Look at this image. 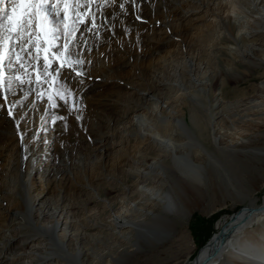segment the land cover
Returning <instances> with one entry per match:
<instances>
[{
    "label": "bare ground",
    "instance_id": "1",
    "mask_svg": "<svg viewBox=\"0 0 264 264\" xmlns=\"http://www.w3.org/2000/svg\"><path fill=\"white\" fill-rule=\"evenodd\" d=\"M241 3L254 6L251 27L233 24L230 11L243 9ZM87 7L96 27L86 17L66 54L83 61L74 65L83 75L60 69L50 56L52 76H45L43 52L38 59H26L25 68H5L6 85L0 88V264H100L106 257L109 264H127L137 254L161 264L188 246L177 225L222 189L246 206L218 221L195 257L179 264H264V197L260 203V189L252 185L264 170V84L262 97L248 103L250 114L229 106L223 110V100L207 109V102L202 106L190 92L171 98L185 89L183 82L208 86L203 75L209 67L201 56L205 50L224 49L206 44L208 40L222 38L238 46L233 50L241 61L254 68L262 65L258 53L264 48V0H93ZM256 37L263 43L249 40ZM175 45L174 54L163 56L165 46ZM29 51L35 53V48ZM52 51L59 54L60 48ZM174 59L185 62L182 66ZM17 69L23 84L9 79ZM150 80L151 86L143 88ZM61 83L76 92L80 109L119 107L106 121L114 135L104 133L96 140L99 169L90 163L89 177L80 174L79 184L72 164L85 158L89 165V158L59 148L61 141L48 125L56 116L42 90ZM94 111V121H103V111ZM235 118L252 129L228 140L221 124ZM117 147L109 163V151ZM73 185L90 204L101 203V211H109L108 229L127 247L97 251L103 241L88 237L85 226L99 227L101 213L94 211L96 222L77 228L75 208L63 196ZM116 201L121 208L115 209Z\"/></svg>",
    "mask_w": 264,
    "mask_h": 264
},
{
    "label": "rangeland",
    "instance_id": "2",
    "mask_svg": "<svg viewBox=\"0 0 264 264\" xmlns=\"http://www.w3.org/2000/svg\"><path fill=\"white\" fill-rule=\"evenodd\" d=\"M241 6L245 10V13L243 12L244 10L241 9V7L239 9H236L235 10L236 12L233 9H231L230 11V15L233 16V24H236L238 26H245L247 24L246 27H251L252 20L254 17V15H252L254 14L253 13L254 6L251 7L252 5L248 6L247 4L248 6L247 7L246 3L244 5L242 4ZM244 6H246V8H244ZM111 8L112 7H109L108 9ZM177 18L179 17L177 16ZM247 20L250 22H247ZM213 30L214 27L208 29V31H212V32ZM226 34L230 36L229 32L227 31ZM249 40H254L258 44L263 43V39L258 37ZM245 43L248 44L249 41H245ZM206 44L211 46L216 45V47L219 46L221 48H224L219 52L205 50L203 56H201L202 62H204L205 65H208L209 67V70L207 71L206 74H205L206 69L204 70V75H203L208 86H206L205 83L193 82L192 84H186L183 82L184 84L183 88L185 89H183V91H180V93L177 94L171 93L172 94L171 98L175 99L178 94H181V92L182 93L190 92L193 95L198 96L199 99L202 100V106H204V103L207 102L208 105L207 109L212 108L211 106L214 104V101L223 100V102L226 105L223 106L224 107L222 108L223 110L226 111V107L229 106V107H233L234 110L232 109V111H237V112L240 111L241 114L243 112L244 114H250L248 113V111L250 112L251 110V105H249L250 101L262 97L260 87L264 84V48H262V50L259 51L258 53V57L260 58L262 65H260L258 68H254L252 66L253 64L251 65L252 66L251 67L249 65L251 63L245 60L241 61V58L239 57V53L237 54L236 53L237 51H235L236 48H238V46L233 45L232 43H226L225 41L222 40V38H218V37L215 39V42L211 43L208 40ZM177 48L178 45L171 47L165 46L164 52L166 53L163 56L167 55L168 53L174 54ZM227 48H229V50H226ZM174 60H176L182 66L185 62L182 59L181 60L174 59ZM172 68L174 67L172 66ZM172 68H170L172 70V71L170 70V73L169 70L167 71L169 74L173 72ZM186 70H188V72L190 73L191 79H195V76H193L195 75V73L192 71L190 72L191 70L190 66H187ZM137 72H139V70ZM234 77H241V78L237 79L236 81L234 80ZM151 84L152 83L150 80L148 82V85L145 83L143 84L142 87L143 88H145L146 86L149 87L151 86ZM203 87L207 88V90L203 91ZM44 88L42 91L44 92V94L46 93L45 97L48 100V103L50 105L53 102L56 104V107L54 108L52 107V109L55 112V116L63 117L62 119H57L55 123L52 122L53 119L51 118L48 124L49 128H51L50 133H56L57 138L61 141V143H59L60 144L59 148L67 147L69 149V152H71L74 155L77 154L75 153L76 151H80L82 154L84 155L86 154L87 157L89 158V165L85 163L86 162L85 158L83 159V162L77 161L76 158L75 163L72 164L73 166L74 165L76 166L74 173L77 174L75 175V177L77 176L76 181L79 184L81 180L80 178H82L83 176L87 178L89 177L90 174L89 167L90 170L92 168L99 169L98 167L100 165V157H99V153L96 151L98 148V144L96 140L102 138L103 137L102 134L104 133L114 135V131L112 128H110L111 130L107 129L108 123H106V121L109 118L111 117L114 118V116H116L114 114H116V111L118 110L119 107L107 105V107L99 106L96 109V107L94 106L92 109H95V111H103V115H101V117L103 116V121H101L100 119H95L94 121L92 116L93 112H91L92 109H90V107H88L87 105L84 106L83 109H80V107L78 106V95L72 88L64 87L63 83H61L60 85L55 84L53 87L46 85ZM65 89H67V91L65 92V100L67 101V103H65V100H61L59 95H57L58 92H63L65 91ZM69 92L71 93L70 95L68 94ZM50 95L53 98L51 101L48 99ZM215 97H217V99H215ZM87 120L89 122H87ZM228 120L226 119L221 124L222 128L226 130L224 132V135H226V139L228 140L238 139L240 133L252 129V126H249L250 125L249 123H246L241 119L237 120V118H235L233 120L231 119L229 121ZM94 122L96 123V125L94 124ZM112 137L113 138L116 137V133L115 136ZM262 142L263 143L261 144V146L264 148V140ZM116 149H118V147L114 149H110L109 151L110 157L107 158V161L109 163L114 161L113 156L117 155ZM59 150L61 151V149ZM90 165L93 167L91 168ZM80 174L82 175V177ZM252 185L260 189L257 192V197H258V201L261 203L264 197V170H262L259 176L254 177L252 181ZM245 187H249V186H245ZM64 194L63 196L65 197V199L69 200L68 203L75 208L74 213H75V217L77 218V228L83 225H87V224L91 225V223L92 224L95 223L96 219L92 215L94 211L101 213L100 214L101 223L99 227L90 229V228H86L87 226H85V232L87 233L88 237H99L103 241L104 246L99 244L97 247L98 252L101 250L108 251V249L111 246L117 247V246L125 245L127 247L125 243L116 241L115 237H113L110 230L108 229L109 222L107 221V217L109 215V211L107 210L103 211V209L101 211L102 208V205H100L101 203L92 202L90 204V202L88 201L89 197H86L84 193L80 191V188H78L77 185L76 187L73 185L65 189ZM115 196H117V194H114V197L112 198L115 199L116 198ZM56 198L57 196L54 197V199ZM204 203L206 205L200 207L197 210H194L193 212L194 215L192 216V218H189L183 223H179L177 225L178 232L183 231L187 236L188 246L184 247V249L181 250V252L177 256L167 258L161 261V264H179L183 262L186 258L195 257L197 252L211 239V237L216 232L215 226L217 222L225 217L231 216L235 212H239L240 210H243V208L246 206V203L243 202L241 199H239L237 196H235L232 191H230V194H227L223 191V189L220 195L212 199L210 203L207 200ZM120 205L122 206L120 202L116 201L115 209L121 208ZM98 208L99 210H97ZM87 218L89 221L87 220ZM95 251L96 249L93 248V252ZM165 252L170 254L171 250L167 249L165 250ZM107 260H108L107 257L104 258L103 262H101L100 264H104V263L109 264ZM127 261H128L127 264H155L153 260L149 259L146 255L143 254H137L136 256L127 258L126 262Z\"/></svg>",
    "mask_w": 264,
    "mask_h": 264
},
{
    "label": "snow or ice",
    "instance_id": "3",
    "mask_svg": "<svg viewBox=\"0 0 264 264\" xmlns=\"http://www.w3.org/2000/svg\"><path fill=\"white\" fill-rule=\"evenodd\" d=\"M93 0H87L86 4L80 0H0V88L5 87V68H25L24 61L28 58L38 59L41 52L44 53V74L51 77L52 61L50 56L59 62L60 69L67 67L76 75H83L74 65H80L82 60L71 59L66 55L71 43L76 39L75 33L78 26L87 23L89 17L88 7ZM123 6V5H121ZM83 9V11H81ZM91 19L92 27L95 28V18ZM91 31V29H88ZM62 40L58 46L57 41ZM41 44L44 46L42 47ZM60 48L59 54L53 52V48ZM35 48V53L29 49ZM56 75L59 76V71ZM54 78V77H53ZM24 83L19 75V69L9 78ZM11 90V84H7ZM65 91L58 92L61 100H65ZM71 94L70 92L68 93ZM48 99L53 98L50 95ZM65 103L67 101L65 100ZM50 107H56L53 102ZM9 115L12 109H8ZM63 117H53V123Z\"/></svg>",
    "mask_w": 264,
    "mask_h": 264
}]
</instances>
